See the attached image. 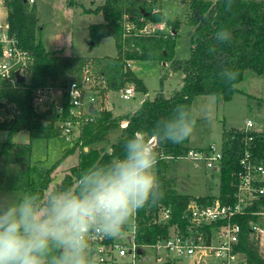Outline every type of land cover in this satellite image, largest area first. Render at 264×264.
<instances>
[{"label": "trees", "instance_id": "1", "mask_svg": "<svg viewBox=\"0 0 264 264\" xmlns=\"http://www.w3.org/2000/svg\"><path fill=\"white\" fill-rule=\"evenodd\" d=\"M95 1L91 0L92 3ZM166 1L168 0H101L102 3L95 9H84V14H102L104 19L102 23L89 26L93 46H98L104 39L112 38L117 49L116 56L90 58L63 56L61 51L47 50L40 38L42 29L36 7L31 5L29 0H4L9 33L19 39L21 46L32 58L28 79L17 83L16 86L6 82L0 83V131L7 133V142L0 144V154L6 158L14 154V164L19 168L18 180L13 178L14 170L12 176L10 175L12 179L8 185L9 189L44 192L49 188L54 169L37 171L30 162L31 144H16L12 142V137L22 131L32 133L44 129L52 133L58 129L57 123H65L71 107L66 93L67 87L73 82L80 83L86 72L90 73L95 84L92 89L99 93L102 109L99 111L94 108L93 112L77 117L76 120L80 121L79 139L66 154L74 153L77 147H82L83 150L86 148L87 152L80 154L78 165L71 167L52 190L69 186L74 188L79 174L90 165L103 164L121 156L125 138L140 130L147 132L155 121L168 115L175 104H188L192 111L193 100L198 96L219 94L222 96L219 101H228L240 92L237 85L244 80L247 71L258 75L264 73V1L173 0L187 8V23L191 27V56L184 61L173 57L181 22L178 19L165 18L163 3ZM68 5L76 6L77 2L68 0ZM161 24L165 25L164 30L145 31L149 25L154 27ZM222 27L230 31L231 39L217 45V51L210 54L209 47L217 44L214 33ZM139 60L169 64L171 72L183 73V85L170 96L161 92L153 99L144 100L140 108L130 115L114 117L113 111L105 105L111 93H122L131 86L137 92H148L145 83L137 77L130 65L131 62ZM223 68H232L239 72L234 85L226 84L220 78L219 73ZM56 90L63 91L68 98L62 111H57L54 103L46 111L41 108L38 110L39 95ZM192 115L195 116L193 111ZM90 119L92 121H89ZM122 124L121 134L110 149L96 147L109 131ZM254 135L260 136L255 152L264 158L262 134ZM244 137L242 129L224 132L221 146V193L219 197L199 198L194 201L204 204L219 198L223 203H228L234 199L236 182L233 174L240 169L239 159L244 148ZM189 140L179 145H159L163 155L158 163L166 159L186 158L191 150L188 146ZM35 175H38V179L34 180ZM25 176L27 177L23 185L22 179ZM158 177L164 194L158 202L138 210L139 243L151 242L157 236L168 233L167 226L151 224L153 212L160 203L171 206V224L186 223L183 215L192 199L186 194L176 192L165 176L158 174ZM260 205L264 206V199L257 202L251 210L258 211ZM256 219L249 215L235 217L234 222L239 223L243 230L238 249L245 254L249 264H264L259 245L251 242L249 238L250 222Z\"/></svg>", "mask_w": 264, "mask_h": 264}, {"label": "rangeland", "instance_id": "2", "mask_svg": "<svg viewBox=\"0 0 264 264\" xmlns=\"http://www.w3.org/2000/svg\"><path fill=\"white\" fill-rule=\"evenodd\" d=\"M264 1V0H259ZM76 6H69L68 0H34L31 5L36 7L39 24L41 27L40 38L49 51L64 50L66 54L74 56H89L100 58L105 56H116L117 49L112 38L101 41L98 46H93L90 41L89 26L104 21L102 14H84V9H95L101 0L94 3L91 0H75ZM163 14L168 20H179L181 22L178 31L177 44L173 57L178 60H188L191 56L192 44L190 39L191 27L187 23V8L178 1L168 0L163 3ZM7 8L4 0H0V24L7 23ZM71 51V52H69ZM133 70L138 78L142 79L148 90L147 94L137 92L130 100H124L121 93H111L105 105L113 103L114 114L127 116L140 107L143 99H153L161 92L170 96L181 88L183 73L171 72L169 64L163 66L158 61H135ZM132 85V84H131ZM236 93L230 100L221 102L215 96H198L192 103L193 114L200 119V127L189 140L188 146L191 149H210L215 147L221 150L223 134L232 129L246 128V122H254L253 131L261 132L264 140V75H258L253 71L245 73L244 80L239 83ZM93 87V86H91ZM88 92L90 97L96 99L95 106L100 111L102 108L99 93L96 90ZM45 97L39 98L38 107L46 111L52 103L56 105L57 111H62L67 103L66 94L56 90L43 93ZM87 100L84 102L86 104ZM211 109L210 120H204L205 115L202 109ZM84 110V109H83ZM69 117L65 123H57L55 130L49 133L47 130H36L31 132L22 131L12 137L16 144H31L30 155L31 166L37 171L53 170L49 188L44 192L51 191L53 186L60 182L66 172L73 166L78 165L80 154L84 151L77 147L74 153L66 154L79 139L80 124L76 120L83 114L81 109L70 107ZM127 114V115H126ZM118 118V117H117ZM70 127L72 132L69 136L64 135V130ZM123 124L120 127L109 131L96 147L110 149L111 145L121 134ZM7 142V133L0 131V144ZM14 154L8 158L0 154V195L13 193L21 197L24 190L9 189L10 175L18 180V167L14 164ZM56 163L58 166L53 168ZM157 175H163L170 180L176 192L188 195L192 201L199 198L219 197L221 193V174L218 171L206 167L200 160H191L188 157L182 160L166 159L157 163ZM23 177V176H22ZM26 177L22 179L25 185ZM38 175L34 176V180ZM25 180V181H24ZM30 180V179H29ZM38 180H36L37 183ZM20 182V181H19ZM264 252V244H263ZM175 264H194L193 259H176Z\"/></svg>", "mask_w": 264, "mask_h": 264}, {"label": "clouds", "instance_id": "3", "mask_svg": "<svg viewBox=\"0 0 264 264\" xmlns=\"http://www.w3.org/2000/svg\"><path fill=\"white\" fill-rule=\"evenodd\" d=\"M214 39L210 54L231 33L222 27ZM219 76L234 85L239 72L223 68ZM202 110L203 119L210 120L211 109ZM199 121L188 104L177 103L147 132L125 138L121 156L83 170L74 188L0 195V264H96L92 238L120 237L133 227L139 209L162 198L156 173L163 155L159 145L183 144L199 129Z\"/></svg>", "mask_w": 264, "mask_h": 264}, {"label": "built area", "instance_id": "4", "mask_svg": "<svg viewBox=\"0 0 264 264\" xmlns=\"http://www.w3.org/2000/svg\"><path fill=\"white\" fill-rule=\"evenodd\" d=\"M29 2L33 3L34 0ZM162 25H149L145 31L163 30ZM31 64V54L21 46L18 38L10 35L7 23L0 24V83L16 86L19 75L24 80L28 79ZM94 85L88 72L80 83H70L66 93L71 106L78 107L83 113L90 112L96 99L90 97L88 92ZM134 93L135 89L131 86L121 93V97L130 100ZM39 97L45 96L41 93ZM253 127L254 122L248 120L246 128L242 129L245 133L242 141L244 148L239 159L240 169L233 174L236 193L232 201L223 203L218 198L201 204L193 200L184 212V225L171 224V206L160 203L153 212L151 224L167 226L168 233L147 243L137 241L140 226L137 212L133 227L125 228L120 237L92 238L96 264H175L176 259L182 258L193 259L194 264H249L245 254L238 249L243 230L234 219L245 215L257 218L250 222L249 238L257 245L264 241V206L260 205L258 211L251 210L264 199V158L255 152L260 136L254 135L261 132L253 131ZM71 132V128L67 127L63 133L69 136ZM187 157L195 161L201 159L206 167L221 171L223 154L215 147L191 149Z\"/></svg>", "mask_w": 264, "mask_h": 264}, {"label": "crops", "instance_id": "5", "mask_svg": "<svg viewBox=\"0 0 264 264\" xmlns=\"http://www.w3.org/2000/svg\"><path fill=\"white\" fill-rule=\"evenodd\" d=\"M7 18V17H6ZM162 27H163V30L165 29V25L163 24L162 25ZM42 43H43V41H42ZM44 44V43H43ZM45 46V45H44ZM45 48H46V46H45ZM47 49V48H46ZM48 50V49H47ZM56 51H61L62 52V55L63 56H74L73 54H66L65 53V51L64 50H56ZM69 52H71V51H69ZM72 53V52H71ZM76 56H78V55H76ZM78 57H89L88 55L87 56H78ZM135 62V61H134ZM133 62V63H134ZM133 63L131 62L130 63V65H132L131 67L133 68ZM163 66H166V64H163ZM264 75V73L261 75V76H263ZM111 95V94H110ZM143 101H144V99H143ZM142 101V102H143ZM142 104V103H141ZM141 106V105H140ZM95 108H96V106H94ZM109 108H112L111 109V111H113V116L114 117H121L122 115H115L114 114V111H115V106H114V104L113 103H110V105H109ZM140 108V107H139ZM139 108H137L136 110H134V111H132L131 113H129V114H132V113H134L135 111H137ZM127 115V114H126ZM126 121H124L123 122V124L125 123ZM125 125V124H124ZM87 150V149H86ZM195 150H200V149H195ZM201 150H204V149H201ZM263 244H264V241H262L260 244H259V248H260V253L262 254V257L264 258V252H263Z\"/></svg>", "mask_w": 264, "mask_h": 264}, {"label": "water", "instance_id": "6", "mask_svg": "<svg viewBox=\"0 0 264 264\" xmlns=\"http://www.w3.org/2000/svg\"><path fill=\"white\" fill-rule=\"evenodd\" d=\"M18 81H19V83L24 82V77L19 75V76H18ZM94 108H95V107H92L90 111L93 112V111H94ZM37 109L40 110L39 107H37ZM111 109H112V108H109L110 111H111Z\"/></svg>", "mask_w": 264, "mask_h": 264}]
</instances>
